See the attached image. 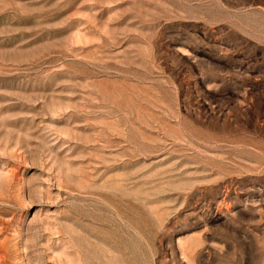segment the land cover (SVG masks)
<instances>
[{"label":"rangeland","instance_id":"1","mask_svg":"<svg viewBox=\"0 0 264 264\" xmlns=\"http://www.w3.org/2000/svg\"><path fill=\"white\" fill-rule=\"evenodd\" d=\"M0 264H264V0H0Z\"/></svg>","mask_w":264,"mask_h":264}]
</instances>
